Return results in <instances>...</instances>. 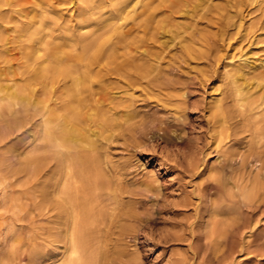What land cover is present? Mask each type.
I'll return each instance as SVG.
<instances>
[{"label":"bare ground","instance_id":"bare-ground-1","mask_svg":"<svg viewBox=\"0 0 264 264\" xmlns=\"http://www.w3.org/2000/svg\"><path fill=\"white\" fill-rule=\"evenodd\" d=\"M64 1L0 0V119L8 123L6 132L1 135L0 131V148L12 146L16 133L23 134L28 125H36L35 147L40 153L33 159L21 153L18 168L5 165L4 154H0L1 202L12 213L6 231L13 240L9 263L141 264L137 244H131L140 231L149 229L139 205L143 198L156 196L157 181L132 188L123 172L110 165L104 149L115 133L126 125L132 127L137 120L134 95L138 89L165 95L173 88L157 78L163 56L154 50L158 31L164 29L183 39L184 25L176 21L177 14H192L198 5L193 6L192 0H141L137 13L136 0H75L66 17L65 8H61ZM256 1L249 0L251 4ZM258 1L264 11V0ZM215 6L206 2L201 8L222 15L223 7ZM107 7L111 9L106 11ZM124 20L132 21L128 29L121 24ZM135 32L143 36L131 38ZM199 36L195 45L203 42L195 49L186 45L188 36L180 43L193 54L198 46L206 47L205 38L199 40ZM248 50L239 53L233 66L226 64V69L232 67L226 70L231 81L228 93L231 91L229 97L236 109L226 106L221 96L210 115L209 137L217 143L213 145L227 162L225 167L220 171L213 167L206 173L197 157L189 167L193 175L216 183L221 196L239 197L240 204L253 210L262 198L260 184L230 165V148L222 146L244 123L251 140L264 148V54L256 56L253 49L252 53ZM249 54L252 56L247 57ZM230 57L237 59L234 54ZM22 113L26 119L10 124L11 115ZM159 130L168 136V127ZM194 153L200 154L198 149ZM208 187H199L200 201ZM210 202L207 244L202 245L206 253L201 254L200 246L194 248L195 264H233L237 252L251 255L252 249L259 247L257 221L251 215L243 220L232 210L225 212L216 199ZM16 221L24 224L18 229ZM179 231L165 232L164 242L182 240ZM128 248L134 249L130 253ZM225 248L228 251L219 255ZM208 250H213V259L206 256ZM129 255L132 258L128 260Z\"/></svg>","mask_w":264,"mask_h":264},{"label":"rangeland","instance_id":"rangeland-1","mask_svg":"<svg viewBox=\"0 0 264 264\" xmlns=\"http://www.w3.org/2000/svg\"><path fill=\"white\" fill-rule=\"evenodd\" d=\"M201 1L192 0L193 6L198 5L195 11L192 12L193 15L191 13L177 14L176 18H182L180 20L176 19V21L184 25L181 31L185 33L182 34L188 36L187 39L189 38V44L186 45L195 49L198 43L203 42L199 41L195 45L198 41L196 38L198 39V35H200L205 38L206 44L204 45L206 47L201 46L202 48H200L198 46L196 49L199 48L198 51L201 49L199 55L197 50H194L192 54L189 50L187 52V48L183 43L182 45L180 43L186 36L184 38L181 35L183 38L181 39L172 33L169 34L167 30L161 29L158 31L159 41L155 44L154 50L160 55L163 54V56L159 61L161 64L159 71L156 73L157 78H160V81L170 88L172 85L173 88H169L170 90L166 91L165 95L163 92L156 91L149 94L138 89L134 95V106L137 112L136 115L138 114L136 116L137 120L131 123L132 127L126 125L124 130L115 133L114 138L107 143L104 152H106L111 162L110 165L123 172L126 177L125 181L127 180L126 183L128 182L132 188H137L145 181L150 180L157 181L154 186H157L160 190L153 198L151 195L147 199L143 198V203L139 205V212L144 215L149 229L140 231L136 241L132 242L131 245L137 244L136 248L141 257V264H195V249L200 246L201 254L206 253V248L202 247L207 244L204 238L207 231H209L207 224L212 199H216L227 213L232 210L238 217L251 215L255 222L257 221L255 235L259 239L257 242L259 247L252 249V256L250 254L249 256L246 252H237L234 255L233 264H264V148L260 149L256 140H251L250 132L246 131L244 123L235 131V136L227 139L224 142L225 144H222L224 148H227V146L230 148V165H233L237 171H241L249 181L257 180L260 184L262 198L258 200L257 206L255 205L253 210H247L245 203L240 204L242 201L239 197L229 199L221 196L216 183L210 181L207 183L208 181L205 180L207 177L202 178L205 176L193 175L189 167V163L196 157L198 160L201 158L199 163L203 165L202 168L206 173L213 167L218 171L223 170L227 163L223 157L216 153L217 143L215 144L213 138L209 137L211 136L210 133L212 134L210 129L213 120L210 115L213 113L215 100L221 96H224L223 102L226 106L229 105V108L236 109L233 97H229L231 91L228 93V89H230L231 81L227 73L232 68L230 66L239 61L238 56L241 52L245 53L246 51L247 53V49H251L248 51L252 53L253 49V53H257L256 56L264 54V11L259 8L260 3H258V0L253 4L249 0H240L241 2L231 0V2L233 1L232 5L230 4L231 6L229 5L231 2L228 3L227 0H224L226 2L223 0ZM75 2V0H65L61 8H65L67 12ZM136 2L135 6L138 13L142 3L141 0H136ZM206 2L211 3L212 6L223 7L219 14L224 17H221L222 15L217 16L216 11L211 13L206 8H201L203 3ZM237 2L243 3L238 4ZM233 3L236 4L233 6ZM239 5L241 6L239 7ZM110 9L111 7H107L105 10L109 11ZM200 10L204 11H202L203 14L200 13ZM213 13L215 15L211 16ZM69 15V12L65 13L66 17H69ZM226 15H229V17ZM209 16L211 17L208 18ZM230 17L233 19H230ZM257 19L259 20L257 21ZM121 22L124 28L127 27L126 29L132 24L131 20ZM245 23L247 27H245ZM238 24H241V28L244 30L238 28L240 27ZM248 26H253V28L248 31L246 30L249 28ZM186 30L190 32L188 35ZM135 33L131 38L143 36L139 32ZM200 38L199 40H202ZM257 38L259 39L257 40ZM187 39L185 43H187ZM232 54L237 55V59L236 57L230 59ZM251 56L250 54L247 55V57ZM226 64L230 65V68L226 69ZM184 92L186 98L183 99L182 94ZM166 95L168 96L166 97ZM24 119H26L25 113L11 115L10 124ZM7 126L8 123L1 118V135L6 132ZM165 126L169 129L167 137L164 132L159 130V127ZM37 131L36 125H28L25 133L18 132L13 136L12 146L0 148V154H4L5 159L3 162L5 165H9L10 168L20 167L19 155L21 153H24L23 157L26 159H33L40 155L36 152L37 148L35 147ZM19 140H22V143ZM194 148L198 149L200 154H195ZM209 148L210 150H208ZM209 153H212V155ZM229 171L230 169L227 170L228 176ZM201 186H209L203 201L199 199L201 195L199 187ZM2 190L3 186L0 185V224L2 225L0 227V264H10L13 240L6 231L12 224V221L7 219L12 213L1 202ZM189 202L192 205H186ZM198 204H200V207ZM145 213L147 214L145 215ZM5 217L7 221L3 219ZM16 223L18 229L21 224H24L17 221ZM168 231H179L184 237L180 241L170 240L169 243H165L162 235ZM149 232H152L153 235H149ZM237 240V238H234V241ZM154 244L157 246H152ZM191 245L193 246L191 247ZM151 247H153V252L150 251ZM133 249L128 248V251L131 253ZM212 251H207L209 253L206 256L209 259L214 258L212 256L214 252ZM227 251V248H225L219 255ZM129 258L131 259L132 255H129L126 259L129 260Z\"/></svg>","mask_w":264,"mask_h":264}]
</instances>
